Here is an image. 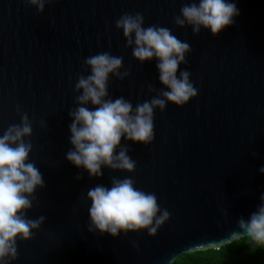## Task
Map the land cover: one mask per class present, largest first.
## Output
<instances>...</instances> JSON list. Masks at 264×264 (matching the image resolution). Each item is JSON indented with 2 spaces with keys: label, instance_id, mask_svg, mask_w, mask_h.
I'll return each mask as SVG.
<instances>
[{
  "label": "water",
  "instance_id": "1",
  "mask_svg": "<svg viewBox=\"0 0 264 264\" xmlns=\"http://www.w3.org/2000/svg\"><path fill=\"white\" fill-rule=\"evenodd\" d=\"M226 2L240 15L214 36L174 22L185 4L199 0H52L43 14L27 0H0V135L27 113L30 161L45 184L36 189L27 218L46 220L33 239L17 241L11 264H169L182 252L239 239L233 237L241 231L238 220L250 218L264 194V0ZM125 13H141L145 28H168L189 43L180 71L191 72L198 95L183 107L169 102L163 112L155 110L151 144L122 138L137 164L134 173L104 167L102 177H91L66 155L73 148L75 84L90 74L85 58L101 52L123 58L121 72L130 75L123 81L111 76L109 95L133 107L156 95L149 84L164 88L157 61H137L116 28ZM112 177L133 179L170 213L155 237L147 230L117 237L89 231L87 192L111 187Z\"/></svg>",
  "mask_w": 264,
  "mask_h": 264
},
{
  "label": "clouds",
  "instance_id": "2",
  "mask_svg": "<svg viewBox=\"0 0 264 264\" xmlns=\"http://www.w3.org/2000/svg\"><path fill=\"white\" fill-rule=\"evenodd\" d=\"M50 2L52 0H27L40 14ZM180 13L174 18L177 26H191L195 35H199L202 28L210 29L214 36L240 15L236 4L226 0H199V3L185 4ZM144 23L143 14L125 13L116 20L115 26L122 30L137 61H157L163 89L157 90L149 84L148 91L156 95L135 107L122 96L112 99L110 77L123 81L130 72H121L123 58L109 52L85 58L84 71L90 69V74L80 75L75 84L77 107L69 111L73 148L66 155L68 161L87 170L91 177H102L104 167L134 173L137 164L130 157L127 145H121L122 138L151 144L155 138V110L163 112L169 102L183 107L198 95L190 79L191 72L180 71V65L187 64L186 55L192 51L189 43L178 39L168 28L157 25L145 28ZM17 112L20 113L19 107ZM20 114L21 122L9 125L0 135V264L16 260L17 241L33 239V230L38 231L46 220L44 216L27 218L36 199V189L45 184L36 164L30 161L32 122L27 113ZM259 171L264 173V167ZM87 198L91 201L88 229L93 233L99 231L117 237L121 232L127 235L147 230L155 237L170 219V213L160 208L156 195L136 188L135 181L129 177H112L111 187L97 185L87 192ZM260 199L261 204L250 218L238 220L241 231L234 232L233 237H247L264 246V194Z\"/></svg>",
  "mask_w": 264,
  "mask_h": 264
},
{
  "label": "trees",
  "instance_id": "3",
  "mask_svg": "<svg viewBox=\"0 0 264 264\" xmlns=\"http://www.w3.org/2000/svg\"><path fill=\"white\" fill-rule=\"evenodd\" d=\"M170 264H264V246L243 237L218 249L182 252Z\"/></svg>",
  "mask_w": 264,
  "mask_h": 264
}]
</instances>
